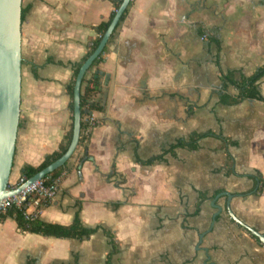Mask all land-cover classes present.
Segmentation results:
<instances>
[{"label":"crops","instance_id":"0c3cea01","mask_svg":"<svg viewBox=\"0 0 264 264\" xmlns=\"http://www.w3.org/2000/svg\"><path fill=\"white\" fill-rule=\"evenodd\" d=\"M22 10L10 181L59 149L71 122L73 64L114 5L22 0ZM104 56L107 108L94 111L101 124L89 158L79 163L78 145L60 192L39 215L67 225L79 213L98 230L84 239L45 236L7 217L0 264H264V243L244 226L264 235V100H220L237 94L233 85L224 89L222 74L241 79L264 64V0H133ZM259 90L264 97V77ZM209 131L197 147L171 150ZM114 167L120 186L109 177Z\"/></svg>","mask_w":264,"mask_h":264},{"label":"trees","instance_id":"16d2710c","mask_svg":"<svg viewBox=\"0 0 264 264\" xmlns=\"http://www.w3.org/2000/svg\"><path fill=\"white\" fill-rule=\"evenodd\" d=\"M114 5V10L112 11L110 17L107 20L101 21L99 24L94 26V29L97 33V36L89 42L88 51L83 59L73 64L74 66V73L72 79L70 80L69 84L67 85V91L70 96L69 102V109L71 112V122L69 125V129L66 132L63 141L59 145V149L54 151L53 153L46 156V158L38 165L32 166L27 165L24 168L23 173H25L29 177L35 176L38 172L43 170L46 166L51 164L54 160L60 157L70 145L73 136V125H74V86L75 80L79 71L80 66L83 62L93 53V51L97 48L98 44L101 41V37L108 28L111 20L113 19L117 8L120 6L122 0H111ZM133 0L130 2L128 8L126 9L125 13L123 14L118 26L116 27L113 35L111 36L109 42L105 46L102 53L99 57L94 61L93 65L86 73L82 85H81V110H82V119H81V134L79 140V146H82L84 152L79 158V163H82L86 159L89 158V154L87 151L89 136L85 135V130L89 126V122L85 121V118L89 116L94 111H99L103 113L106 111L107 108V99L105 98V90L103 88V71L100 68V64L104 61L105 56L104 54L108 50L109 45L113 41L115 35L118 32V28L121 26L122 22L125 20L127 14L130 11L131 5ZM24 17V10H22V19ZM200 34H205L206 30L203 27L199 28ZM264 77V64L260 65L251 75L244 76L241 79H237L232 72L222 74V80L224 82V89L229 86L233 85L237 88V94L231 95L228 93H222L220 100L222 103L226 104H237L242 102L248 98H256L259 100H264V97L260 93L259 86L261 83V79ZM101 124V119H97L94 123V128ZM215 133L212 131L206 133H194L188 140H180L175 145L171 147L173 150L175 147H188V148H195L197 147V141L208 135H214ZM73 157V156H72ZM71 157V158H72ZM163 158V154L156 155L150 158L147 162H154L155 160H159ZM70 160L59 169L55 170L51 174L47 175L50 179L55 178L61 172L68 167ZM231 164V160H229ZM115 177V184L120 186L125 180L121 178L120 174L115 170L109 174V177ZM199 204L206 198L205 195L200 196ZM198 204V208H199ZM7 217H13L16 222L18 228L22 232H31L42 234L45 236H55V237H73L78 239L89 238L91 234L98 230V227L90 228L84 225L82 222L79 213H77L74 221L70 224H58V223H51L41 219H34V220H26L23 216L22 211L18 209H10L6 212L0 213V221L5 220ZM115 250V249H114Z\"/></svg>","mask_w":264,"mask_h":264},{"label":"water","instance_id":"95a60500","mask_svg":"<svg viewBox=\"0 0 264 264\" xmlns=\"http://www.w3.org/2000/svg\"><path fill=\"white\" fill-rule=\"evenodd\" d=\"M132 0H122L113 19L93 53L80 66L74 86L73 136L67 150L33 179L45 177L64 166L79 145L81 134V85L94 61L104 50ZM22 72V0H0V206L4 198L16 190L10 189V178L16 151L20 119ZM232 197L230 193H225ZM230 215L244 224L228 207ZM215 220V217H214ZM264 243V235L244 224Z\"/></svg>","mask_w":264,"mask_h":264},{"label":"built area","instance_id":"2783aa9c","mask_svg":"<svg viewBox=\"0 0 264 264\" xmlns=\"http://www.w3.org/2000/svg\"><path fill=\"white\" fill-rule=\"evenodd\" d=\"M206 38V34L202 36V39ZM85 121L89 122V126L85 130V135L89 136L94 129L97 116L92 112L85 118ZM65 175V169L53 179H50L49 176L33 179L25 173H21L16 179L10 181L9 188L16 192L3 199L0 211L18 209L22 211L26 220L38 219L42 209L57 197Z\"/></svg>","mask_w":264,"mask_h":264},{"label":"rangeland","instance_id":"374dc122","mask_svg":"<svg viewBox=\"0 0 264 264\" xmlns=\"http://www.w3.org/2000/svg\"><path fill=\"white\" fill-rule=\"evenodd\" d=\"M0 213H1V211H0Z\"/></svg>","mask_w":264,"mask_h":264}]
</instances>
